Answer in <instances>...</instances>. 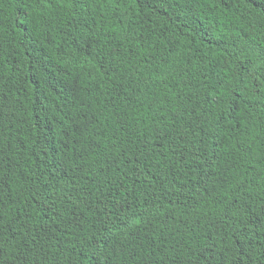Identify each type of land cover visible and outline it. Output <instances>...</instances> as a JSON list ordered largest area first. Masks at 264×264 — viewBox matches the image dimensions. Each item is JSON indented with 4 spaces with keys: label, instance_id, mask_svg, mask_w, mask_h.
I'll return each instance as SVG.
<instances>
[{
    "label": "trees",
    "instance_id": "trees-1",
    "mask_svg": "<svg viewBox=\"0 0 264 264\" xmlns=\"http://www.w3.org/2000/svg\"><path fill=\"white\" fill-rule=\"evenodd\" d=\"M0 264H264V0H0Z\"/></svg>",
    "mask_w": 264,
    "mask_h": 264
}]
</instances>
